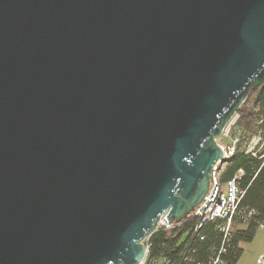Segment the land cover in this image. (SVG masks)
<instances>
[{
  "label": "water",
  "instance_id": "water-1",
  "mask_svg": "<svg viewBox=\"0 0 264 264\" xmlns=\"http://www.w3.org/2000/svg\"><path fill=\"white\" fill-rule=\"evenodd\" d=\"M262 84L264 0H0V264H138Z\"/></svg>",
  "mask_w": 264,
  "mask_h": 264
},
{
  "label": "built area",
  "instance_id": "built-area-1",
  "mask_svg": "<svg viewBox=\"0 0 264 264\" xmlns=\"http://www.w3.org/2000/svg\"><path fill=\"white\" fill-rule=\"evenodd\" d=\"M238 118V113H235L215 140L222 151V159L211 167L208 189L201 202L179 222L168 223L166 215L169 211L162 213L155 229L141 241L144 255L138 264H225L224 256L235 226L246 225L255 211L240 206L246 191L241 184L244 172L238 170L230 179L222 180L224 166L238 152L264 162V140L259 133L246 135L237 129ZM187 222H190L189 226L180 237L177 247H166L165 252L152 253L150 237L153 233L180 228ZM262 227L260 224L259 228ZM208 231L215 232V237L207 247H196V243L207 240ZM255 264H264V253L258 255Z\"/></svg>",
  "mask_w": 264,
  "mask_h": 264
},
{
  "label": "trees",
  "instance_id": "trees-1",
  "mask_svg": "<svg viewBox=\"0 0 264 264\" xmlns=\"http://www.w3.org/2000/svg\"><path fill=\"white\" fill-rule=\"evenodd\" d=\"M237 113L239 115L236 121L237 129L246 135L259 133L264 140V84L250 87L247 98ZM238 170L244 172L241 184L246 189L240 206L254 210L255 215L246 225L235 226L228 251L224 256L225 264H237L243 253L241 244L251 242L259 225H264V162L259 158L238 152L226 162L222 180L230 179ZM189 223H185L180 228L169 231L158 230L153 233L150 237L152 253L165 252L166 247H177ZM206 234L207 240L196 243V247H207L210 240L215 237L213 231H208Z\"/></svg>",
  "mask_w": 264,
  "mask_h": 264
},
{
  "label": "rangeland",
  "instance_id": "rangeland-1",
  "mask_svg": "<svg viewBox=\"0 0 264 264\" xmlns=\"http://www.w3.org/2000/svg\"><path fill=\"white\" fill-rule=\"evenodd\" d=\"M226 142V139L223 140ZM243 253L237 264H255L259 254L264 253V225L258 228L251 242L241 244Z\"/></svg>",
  "mask_w": 264,
  "mask_h": 264
}]
</instances>
